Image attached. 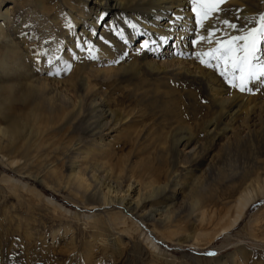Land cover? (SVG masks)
I'll use <instances>...</instances> for the list:
<instances>
[{"label":"bare ground","instance_id":"bare-ground-1","mask_svg":"<svg viewBox=\"0 0 264 264\" xmlns=\"http://www.w3.org/2000/svg\"><path fill=\"white\" fill-rule=\"evenodd\" d=\"M191 7L190 0H0V166L35 170L31 177L48 189L115 209L119 220L139 216L165 237L177 235L180 246L214 223L212 199L225 196L236 210L219 234L234 228L264 198V81L241 93L200 65L195 54L215 45L192 46ZM221 7L211 23L223 29L229 20L231 35L264 15V0ZM116 94L135 106L122 108ZM222 184L229 193L214 196L210 186ZM185 209L197 228L181 235ZM106 216L92 223L86 260L104 237L103 247H125L109 232L116 218Z\"/></svg>","mask_w":264,"mask_h":264},{"label":"rangeland","instance_id":"rangeland-1","mask_svg":"<svg viewBox=\"0 0 264 264\" xmlns=\"http://www.w3.org/2000/svg\"><path fill=\"white\" fill-rule=\"evenodd\" d=\"M33 23L29 28L35 34L37 26ZM37 47L38 43L30 50ZM103 80L101 78L94 84L101 87L106 83ZM116 97L118 105L121 103L122 108L135 106V101L130 97ZM114 102L111 100L112 106L117 104ZM237 172L233 178L235 181L244 173L241 170ZM35 174V170L18 173L16 169L0 166V264H264V198L252 203L234 228L225 234H219L221 226L230 223L236 213L233 203H223L226 202L223 201L225 196L221 195L229 193L226 189L228 185L222 184L220 189H213L211 185L209 189L213 193L202 190L205 200L212 199H207L208 193L221 196L210 200L215 205L213 216L216 220L213 224L205 222L204 231L200 235L198 233L196 239L186 243V246H180L175 243L177 235L169 238L166 234V238L161 229L152 230L149 223L146 224L139 216L125 214L123 219L119 220L118 211L115 209L85 207L68 192L48 189L45 184L37 182L31 177ZM7 178L18 180L15 182L16 186H13L14 183L11 185L12 181H5ZM106 215L115 217L114 222L118 226L111 228V231L105 226V233L107 230L114 235L120 233L122 240H126L125 247L123 250L113 249L111 245L103 247L101 241H105L104 237L95 247L91 245L92 253L86 260L83 247L85 243L92 241L89 238L93 233L92 223L96 218L107 217ZM181 215L187 220L182 223L184 232L181 231V235L189 233L192 227L197 228L195 216L191 214L190 209H185ZM26 233L31 234V237ZM70 240L74 247L70 246ZM209 252L215 255H207Z\"/></svg>","mask_w":264,"mask_h":264},{"label":"snow or ice","instance_id":"snow-or-ice-1","mask_svg":"<svg viewBox=\"0 0 264 264\" xmlns=\"http://www.w3.org/2000/svg\"><path fill=\"white\" fill-rule=\"evenodd\" d=\"M226 0H190L191 10L195 16L198 34L192 40V46L214 44L205 52H197L195 59L201 66L213 69L232 89L241 93L248 91L253 81H264V15L254 25L238 35L224 32V29L236 30V25L229 20L221 21L223 29L211 21L219 16ZM207 25V27H206ZM206 32V35H200ZM222 33L221 35H217ZM91 50V45H88ZM142 47L147 48L145 42ZM209 256L215 253H207Z\"/></svg>","mask_w":264,"mask_h":264}]
</instances>
